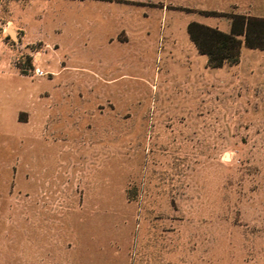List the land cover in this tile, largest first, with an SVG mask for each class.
I'll return each mask as SVG.
<instances>
[{"label": "rangeland", "instance_id": "obj_1", "mask_svg": "<svg viewBox=\"0 0 264 264\" xmlns=\"http://www.w3.org/2000/svg\"><path fill=\"white\" fill-rule=\"evenodd\" d=\"M129 1L188 8L224 32L228 14L264 18V0ZM76 6L0 0V165L12 166L0 172V235L56 231L75 264H264V51L244 46L237 65L195 64L177 82L119 73L104 81L71 68L91 49L67 36L84 16ZM194 15L173 13L178 24ZM20 97L30 112L19 120L41 142L9 135ZM42 103L62 107L41 125ZM37 165L48 172L23 171ZM22 240L0 238L12 242L0 248V264L29 261Z\"/></svg>", "mask_w": 264, "mask_h": 264}, {"label": "crops", "instance_id": "obj_2", "mask_svg": "<svg viewBox=\"0 0 264 264\" xmlns=\"http://www.w3.org/2000/svg\"><path fill=\"white\" fill-rule=\"evenodd\" d=\"M74 1L77 3L75 9L78 12L81 11L84 16L72 21V29L66 31L67 36L72 40V44L85 48L90 47L91 49L89 51L86 49L87 59L77 62L76 65H71L72 69L89 71L104 81H109L113 77L134 75L151 80L171 77L174 82H177L179 79L189 78V72L192 71L190 66L195 67V64L198 65L199 63L202 66L205 63L207 64V57L199 54L188 33V25L191 22L200 21L196 19L191 9L168 7V5L157 7L156 5H149V1ZM93 2L104 3V5H86ZM154 4L158 3L154 2ZM174 12L187 15L193 14L194 17H191V20H186L185 23L178 24L174 20ZM63 31L62 27H58L55 33L62 35ZM54 43L58 47L56 53H59L62 45L60 42ZM62 67L63 69L67 68L66 62L63 63ZM61 70H58L55 75H60ZM198 70L196 66V72H194L192 77L198 76ZM75 72L78 73V71ZM114 73H119V75L115 76ZM147 82L150 83L149 80ZM71 90L73 91L74 89L69 88L68 93ZM65 93L67 92L65 91ZM16 100L9 109V121L13 125L9 135L20 131L23 133L25 141L28 137L35 136L36 141L41 142L39 139L40 131L37 130L35 133L29 129L30 122L19 120L20 111L30 112L28 99H25L27 101L25 104L22 97ZM61 107V103L53 104L50 111V109H46L44 103L38 105V124L41 123L42 125L45 122L46 115L52 114L55 110L60 111ZM73 115L70 114L69 117ZM55 117V119L52 118L54 124L62 120L60 113L55 114ZM81 119L79 118V120ZM74 124L72 123V125ZM66 167L58 172L65 173L72 170V167ZM0 170V172H12V166L1 164ZM23 171L25 173L42 171L43 174H46L48 167L37 165V167L30 168L26 166ZM55 188L51 189L50 187L49 189L51 190L49 196L53 202L56 199V191H58ZM44 190H47L46 183L43 186V181H41L37 190H34L36 191L35 196L41 199L44 196ZM0 191H3L2 188H0ZM139 221L143 223L145 220L139 217ZM141 223L138 226L139 230L146 228ZM14 234L16 235L6 232L0 235V238L16 236L23 239L21 241L23 252L27 256L30 254V257H28L29 261L25 264H75L71 249H61L60 233L56 231L22 230ZM11 245L12 242L0 241V248H8Z\"/></svg>", "mask_w": 264, "mask_h": 264}, {"label": "trees", "instance_id": "obj_3", "mask_svg": "<svg viewBox=\"0 0 264 264\" xmlns=\"http://www.w3.org/2000/svg\"><path fill=\"white\" fill-rule=\"evenodd\" d=\"M227 16L231 22L229 32L199 22L188 25L191 41L199 54L207 57L211 69L237 65L244 46L264 51V18L234 13Z\"/></svg>", "mask_w": 264, "mask_h": 264}, {"label": "built area", "instance_id": "obj_4", "mask_svg": "<svg viewBox=\"0 0 264 264\" xmlns=\"http://www.w3.org/2000/svg\"><path fill=\"white\" fill-rule=\"evenodd\" d=\"M35 59L37 60V57H35ZM35 71H36L37 76H42L44 74V72L40 70L39 68H36Z\"/></svg>", "mask_w": 264, "mask_h": 264}]
</instances>
